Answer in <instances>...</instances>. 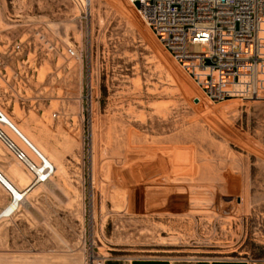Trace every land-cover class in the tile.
I'll list each match as a JSON object with an SVG mask.
<instances>
[{"label":"rangeland","instance_id":"obj_1","mask_svg":"<svg viewBox=\"0 0 264 264\" xmlns=\"http://www.w3.org/2000/svg\"><path fill=\"white\" fill-rule=\"evenodd\" d=\"M35 28L55 49L9 55ZM0 51V112L55 166L0 219V264L264 260L263 90L211 100L131 0H0ZM0 169L30 181L1 141Z\"/></svg>","mask_w":264,"mask_h":264},{"label":"built area","instance_id":"obj_2","mask_svg":"<svg viewBox=\"0 0 264 264\" xmlns=\"http://www.w3.org/2000/svg\"><path fill=\"white\" fill-rule=\"evenodd\" d=\"M159 41L214 102L246 99L264 91V0H131ZM33 39L21 38L10 49L38 44L46 51L55 42L40 28ZM200 43L201 51L190 45ZM68 53L77 56L69 47ZM8 52V51H7ZM6 52L0 51V61ZM55 112L53 116H57ZM16 138H14L13 136ZM0 141L31 174L28 187L49 180L55 166L0 112ZM0 185L14 195L0 169ZM25 194H23L24 196Z\"/></svg>","mask_w":264,"mask_h":264},{"label":"crops","instance_id":"obj_3","mask_svg":"<svg viewBox=\"0 0 264 264\" xmlns=\"http://www.w3.org/2000/svg\"><path fill=\"white\" fill-rule=\"evenodd\" d=\"M27 186H23L22 189L27 188ZM10 200L9 192L0 185V211ZM100 264H264V260L251 262L248 260L212 259L207 257L110 256Z\"/></svg>","mask_w":264,"mask_h":264},{"label":"bare ground","instance_id":"obj_4","mask_svg":"<svg viewBox=\"0 0 264 264\" xmlns=\"http://www.w3.org/2000/svg\"><path fill=\"white\" fill-rule=\"evenodd\" d=\"M91 2L92 0H85V5L89 6ZM5 180L7 181V183H9L12 186L14 190V195L12 196V199L10 200V202L6 206H4L2 210L0 211V219L3 217L11 216L13 213L18 211L20 207L26 202V199H27L26 195L31 188L33 189L34 186L36 187L37 185H40V184H46V185L51 184V179H49V180L37 183L36 185L32 187H28L29 186L28 184L27 188L22 189L21 186L17 182H15V180H13L10 176H8V174H5ZM23 194L25 195L23 196Z\"/></svg>","mask_w":264,"mask_h":264},{"label":"water","instance_id":"obj_5","mask_svg":"<svg viewBox=\"0 0 264 264\" xmlns=\"http://www.w3.org/2000/svg\"><path fill=\"white\" fill-rule=\"evenodd\" d=\"M196 101H198V99H196Z\"/></svg>","mask_w":264,"mask_h":264}]
</instances>
